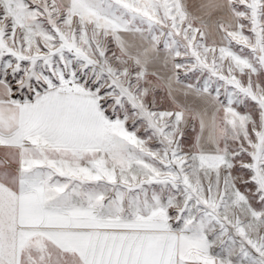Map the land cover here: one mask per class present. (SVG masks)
Masks as SVG:
<instances>
[{
    "label": "snow or ice",
    "instance_id": "snow-or-ice-1",
    "mask_svg": "<svg viewBox=\"0 0 264 264\" xmlns=\"http://www.w3.org/2000/svg\"><path fill=\"white\" fill-rule=\"evenodd\" d=\"M0 264H264V0H0Z\"/></svg>",
    "mask_w": 264,
    "mask_h": 264
}]
</instances>
